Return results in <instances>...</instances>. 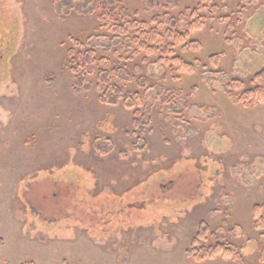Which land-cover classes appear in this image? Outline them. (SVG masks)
Wrapping results in <instances>:
<instances>
[{
  "label": "rangeland",
  "instance_id": "374dc122",
  "mask_svg": "<svg viewBox=\"0 0 264 264\" xmlns=\"http://www.w3.org/2000/svg\"><path fill=\"white\" fill-rule=\"evenodd\" d=\"M3 1L16 34L0 65V264H264V103L238 102L264 72V0L112 6L150 29L204 21L168 42L187 74L161 52L117 51L102 0ZM111 43L141 116L104 105L97 75L78 89L73 60ZM218 245L231 256L211 257Z\"/></svg>",
  "mask_w": 264,
  "mask_h": 264
},
{
  "label": "trees",
  "instance_id": "16d2710c",
  "mask_svg": "<svg viewBox=\"0 0 264 264\" xmlns=\"http://www.w3.org/2000/svg\"><path fill=\"white\" fill-rule=\"evenodd\" d=\"M117 2L120 3L122 1L102 0L100 6L101 11L99 13V20L102 26H104L113 36L111 41H117L119 44L117 51H128L134 48V50L140 51V53L145 52L149 57L161 52L162 54H165L163 57L166 59L165 61L169 63V65H172V68H176L179 73H192V70L194 69L192 65L183 60L180 56H177L174 46L168 44V42L170 40H175L179 44L185 43L192 32H197V30L203 29L204 21L198 18L192 23H185V27L181 30V27L178 26V21L170 15H167L153 20L157 23L156 26L158 28L150 29L146 23L140 20H134L128 10H120L118 13L116 8H112ZM162 31H164V34H162ZM72 42L75 46L81 47L82 45L76 40H73ZM100 47L105 49V56L103 58L99 59V55L93 48L81 52L78 59L73 60V72L77 75L76 83L78 89H86L87 91L91 90L92 85L90 79L97 75V88L98 92L101 94L99 100H101L104 105L118 106L122 103L129 111H135L139 106L142 107L144 102L139 94H132L131 92L127 93L124 87L120 86V84L127 85L125 83L135 82L136 77L130 75V72H128L126 68H117V70L111 68L109 62V54L111 50L109 48H114L112 43L108 46L100 45ZM69 54L74 56V49H72ZM75 62H77L76 65ZM212 62L214 67L220 65V61L217 58L213 59ZM251 83L255 86L246 87L242 91V96L238 99V102L244 105H258V103H264V72L258 73L251 80ZM139 86L143 88L147 87L145 79L141 78ZM204 110L207 113L211 112L208 108ZM134 114L141 116V112L138 110H136ZM134 121L135 127L140 129V132L142 133L144 127L143 121L141 122L136 119ZM160 187L163 188V186ZM255 210L257 219L261 221L260 210ZM218 255L226 258L231 256L229 251L220 245L210 253L211 257Z\"/></svg>",
  "mask_w": 264,
  "mask_h": 264
},
{
  "label": "flooded vegetation",
  "instance_id": "af4514ba",
  "mask_svg": "<svg viewBox=\"0 0 264 264\" xmlns=\"http://www.w3.org/2000/svg\"><path fill=\"white\" fill-rule=\"evenodd\" d=\"M4 2L5 1L0 0V65L6 64L7 65L6 68L9 72V69H8L9 65L7 64V61H5L6 60L5 58L7 57L6 55L11 54L12 49L10 47L14 46L13 40L15 39V38H12V36H14V34H16V32L14 33V31H13L12 35L8 36L6 34H3L2 30L11 31V29H9L10 27L13 28L12 30H14V28L16 27V24H12V23L8 22V19H9L8 17L12 13H14L15 10L11 9V8H9V9L3 8ZM16 21L17 20H15V22ZM6 78H7V76H6Z\"/></svg>",
  "mask_w": 264,
  "mask_h": 264
}]
</instances>
